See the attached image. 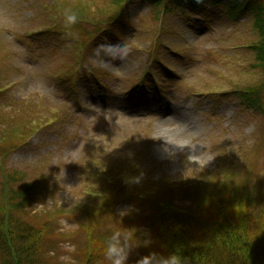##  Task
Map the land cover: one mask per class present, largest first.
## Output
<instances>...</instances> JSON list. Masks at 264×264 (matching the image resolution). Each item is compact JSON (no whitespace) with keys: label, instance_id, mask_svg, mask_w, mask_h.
Segmentation results:
<instances>
[{"label":"rangeland","instance_id":"rangeland-1","mask_svg":"<svg viewBox=\"0 0 264 264\" xmlns=\"http://www.w3.org/2000/svg\"><path fill=\"white\" fill-rule=\"evenodd\" d=\"M65 1L90 14L66 26ZM196 5L164 13L151 0H0V139L25 134L23 146L0 150L15 176L8 185L0 173V197L17 205L26 192L36 200L28 216L55 225L45 263L81 264L77 247L90 236L103 247L121 230L135 264V239L148 232L139 214L158 204L141 199L187 204L173 183L188 176L228 178L233 197L255 187L264 196L256 18L229 2ZM249 89L262 107L245 104Z\"/></svg>","mask_w":264,"mask_h":264},{"label":"trees","instance_id":"trees-1","mask_svg":"<svg viewBox=\"0 0 264 264\" xmlns=\"http://www.w3.org/2000/svg\"><path fill=\"white\" fill-rule=\"evenodd\" d=\"M151 1L165 13L174 7L182 8L185 4L195 8L197 2L201 0ZM225 2L231 4V12L239 13L246 10L256 18L260 39L251 48L257 53V66L262 64L264 68V0H214L215 4ZM63 4L64 6L59 7L60 12L71 7L66 1ZM71 10L76 12L78 17L82 16L80 10L90 14L89 9L82 6H73ZM84 44L81 45L83 56L86 47ZM83 59L82 57L77 61L74 71L77 69L83 71V67H87ZM240 92L245 94L246 104L252 108L262 107L259 90L249 89ZM7 141L9 139L4 134L0 139V150L14 151L13 146L19 148L20 145H24L25 134L18 137L19 144ZM2 171L3 184L10 185L15 176L3 170L0 165V173ZM124 173L122 174L127 175V171ZM227 182L228 178L219 183L215 178L201 175L188 176L173 183L187 204H178L169 199L162 202L161 197L150 200L142 195L145 199H141L140 202L148 200L150 204H158L154 206L156 213L139 214V222L148 232L139 236V242L135 239L137 245H141V247L138 245V260L152 253L167 256L179 250L180 254L188 259V264H264V202H262L264 196L258 199L254 197L261 194L262 190L255 187L249 189L245 197L238 198L237 195L233 197L237 192L232 190ZM202 192L204 194H201ZM23 193V203L17 205L7 204L9 194L3 195L2 192L0 197V264H49L45 263L44 256L45 250L54 246L47 241L56 230L55 225L41 222L34 216L29 217L25 211L36 200L26 192ZM100 193L106 196L104 193L107 192ZM77 249L78 261H82L81 264H101L103 261V247L98 239H93L92 236L88 238L85 247Z\"/></svg>","mask_w":264,"mask_h":264},{"label":"clouds","instance_id":"clouds-1","mask_svg":"<svg viewBox=\"0 0 264 264\" xmlns=\"http://www.w3.org/2000/svg\"><path fill=\"white\" fill-rule=\"evenodd\" d=\"M63 15L66 26L75 25L79 20L78 14L71 9H65ZM135 182H139V178ZM134 249L128 236L121 230H115L103 242V260L106 264H128ZM137 264H188V259L177 250L167 256L152 253L138 260Z\"/></svg>","mask_w":264,"mask_h":264}]
</instances>
